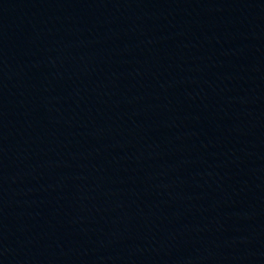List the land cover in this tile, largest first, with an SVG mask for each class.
Segmentation results:
<instances>
[{
  "label": "water",
  "instance_id": "obj_1",
  "mask_svg": "<svg viewBox=\"0 0 264 264\" xmlns=\"http://www.w3.org/2000/svg\"><path fill=\"white\" fill-rule=\"evenodd\" d=\"M0 264H264V0H0Z\"/></svg>",
  "mask_w": 264,
  "mask_h": 264
}]
</instances>
